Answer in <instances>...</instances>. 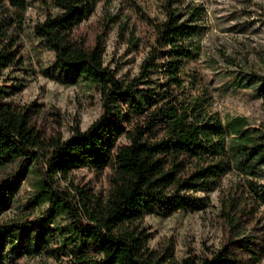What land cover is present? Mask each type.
<instances>
[{"label": "trees", "instance_id": "16d2710c", "mask_svg": "<svg viewBox=\"0 0 264 264\" xmlns=\"http://www.w3.org/2000/svg\"><path fill=\"white\" fill-rule=\"evenodd\" d=\"M29 1L0 0V71L22 65L19 38L9 33L6 11H13L14 23L21 24ZM49 1L54 12L35 33L52 52L54 69L91 82L102 113L86 130L75 127L63 140L35 128L37 106L0 103V170L13 167L21 178L34 174L30 203L55 210L42 219L59 239L46 253L57 257L64 246L65 264H175L172 250L147 248L151 236L140 225L145 215L173 208L181 194L215 191L227 175L242 182L237 197L264 205V131L248 128L240 118L224 123L212 111L207 90H197L195 76L189 83L183 79L186 64L200 49L194 22L201 19L202 6L164 0V18L150 25L152 38L137 74L121 80L104 65L100 43L85 47L73 38L99 0ZM236 84L253 90L264 106V74L241 70ZM78 169L108 171L106 192L73 186L74 197L55 190L57 179L67 180ZM12 184V176L0 182V206ZM57 215L65 218L64 224L56 221ZM19 226L13 222L0 228V263L8 262L11 251L18 258L40 252L29 242L31 232H19ZM231 233L210 258L188 257L181 264H244L242 256L254 262L264 254V234L256 250L250 240ZM24 238L28 244L21 243ZM47 239L44 228L35 237L37 243L47 244Z\"/></svg>", "mask_w": 264, "mask_h": 264}, {"label": "rangeland", "instance_id": "374dc122", "mask_svg": "<svg viewBox=\"0 0 264 264\" xmlns=\"http://www.w3.org/2000/svg\"><path fill=\"white\" fill-rule=\"evenodd\" d=\"M189 2L202 6L204 13L194 22L200 49L186 64L183 79L189 83L195 76L197 90H207L213 100L212 111L224 123L240 118L248 128L264 131L261 99L253 90L236 84L241 70L264 74V0H179L178 4ZM163 5L164 0H99L74 31L73 38L85 47L100 43L104 65L121 80L132 78L152 38L150 25L164 18ZM53 12L49 0H30L23 22L16 24L14 12L6 11L12 25L9 33L12 38H19L22 65L0 71V103L37 106L35 128L47 136L60 135L64 140L75 127L86 130L101 115L102 107L91 82L62 76L54 69L52 52L37 37L35 27ZM118 142L124 143L122 138ZM14 174L13 167L0 170V182L10 176L13 180L11 193L0 206V228L21 223L23 226L17 230L31 232L29 242L37 244L40 252L33 258H18L11 251L4 264H11L12 259V263L18 264H65L64 246H60L57 257L55 253H46L55 248L59 239L52 225L45 228L42 219L44 215H55V210L46 204L30 203L35 190L34 174L27 172L22 178ZM108 177V171L99 174L78 169L67 180L57 179L55 190L76 197L73 186H78L103 194L108 189ZM239 183L240 179L227 175L215 191L181 194V202L173 208L166 211L161 207L145 215L140 225L151 236L147 248L154 252L172 250L175 264H181L188 257L210 258L232 232L233 237L250 240L258 250V240L264 234V205L237 197L235 189ZM56 221L64 224L66 220L57 215ZM43 228L49 236L47 244L35 240ZM7 238L6 242H11V237ZM25 238L22 244H28ZM241 258L244 264H264V254L254 262L246 255Z\"/></svg>", "mask_w": 264, "mask_h": 264}]
</instances>
